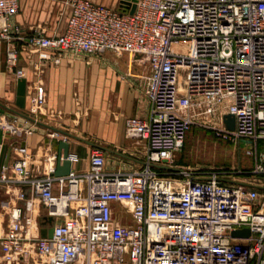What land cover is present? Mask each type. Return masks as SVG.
Returning a JSON list of instances; mask_svg holds the SVG:
<instances>
[{
  "label": "built area",
  "instance_id": "2783aa9c",
  "mask_svg": "<svg viewBox=\"0 0 264 264\" xmlns=\"http://www.w3.org/2000/svg\"><path fill=\"white\" fill-rule=\"evenodd\" d=\"M65 3L63 33L23 36L10 21L19 0H0L6 65L24 75L17 40L52 51L54 62L64 53L110 50L146 63L147 116L124 118L125 135L143 141V160L109 171L93 147L85 169L55 175L56 153L38 172L26 148L14 146L18 156L0 167L9 196L0 264H264V179L171 163L198 118L222 139L264 140V0H136L133 12L93 0ZM44 95L39 83L38 104ZM224 113L233 115L232 129ZM22 126L0 114V154ZM255 171L264 172V156ZM118 207L132 223L113 217ZM42 215L53 217L51 236L40 235ZM243 227L247 236L231 234Z\"/></svg>",
  "mask_w": 264,
  "mask_h": 264
},
{
  "label": "crops",
  "instance_id": "0c3cea01",
  "mask_svg": "<svg viewBox=\"0 0 264 264\" xmlns=\"http://www.w3.org/2000/svg\"><path fill=\"white\" fill-rule=\"evenodd\" d=\"M118 7L119 0H93ZM70 7L65 0H19L18 10L10 21L18 25L19 34L46 35L64 32ZM3 19L0 18V28ZM18 66L24 75L17 77L5 61L7 41L0 38V112L23 126L5 138L11 147L9 162L18 155L14 146L21 145L31 154L38 172H43L45 155L58 154L59 140L68 142V152L76 158L71 168L85 169L89 153L99 147L109 171L138 166L143 160V141L127 137L126 116L146 117L149 101L142 75L148 73L146 63L129 60L126 53L106 50L91 55L64 53L54 62L53 52L32 48L15 41ZM43 86L44 101H36V86ZM14 114L16 117L9 115ZM28 123V126H24ZM30 127V131H26ZM56 164V161H55ZM113 217L130 224L132 219L118 207ZM1 262V261H0Z\"/></svg>",
  "mask_w": 264,
  "mask_h": 264
},
{
  "label": "rangeland",
  "instance_id": "374dc122",
  "mask_svg": "<svg viewBox=\"0 0 264 264\" xmlns=\"http://www.w3.org/2000/svg\"><path fill=\"white\" fill-rule=\"evenodd\" d=\"M180 80H183L182 72ZM263 156L264 140L253 146L246 137H241L239 141L222 139L215 135L207 121L198 118L188 129L171 163L194 167H224L230 171V178L256 183L264 179V172L255 171L256 164L261 162ZM8 198V194L0 189V234L6 225Z\"/></svg>",
  "mask_w": 264,
  "mask_h": 264
},
{
  "label": "water",
  "instance_id": "95a60500",
  "mask_svg": "<svg viewBox=\"0 0 264 264\" xmlns=\"http://www.w3.org/2000/svg\"><path fill=\"white\" fill-rule=\"evenodd\" d=\"M136 6V0H119L118 7L117 9L120 12H133ZM5 109L4 107L0 106V112H4ZM12 117H16L14 114H10ZM19 125L22 124V117H19ZM223 121L226 125V127L232 129L234 127V117L231 113H224L223 114ZM24 126H28V123L25 124ZM2 130H0V142L2 141ZM14 144H8L6 142H2V147H1V154H0V167L2 164H6L9 159L11 147ZM59 145V152L57 154V159H56V165H55V170L54 174L55 175H64L67 174L70 171L71 168V161L67 157L68 156V142L61 139L58 142ZM250 147V145H249ZM53 217L50 215H42L41 220H40V235L41 236H51L52 231H53ZM231 234L233 236H247L249 234V230L247 227L243 228H235L231 230Z\"/></svg>",
  "mask_w": 264,
  "mask_h": 264
},
{
  "label": "trees",
  "instance_id": "16d2710c",
  "mask_svg": "<svg viewBox=\"0 0 264 264\" xmlns=\"http://www.w3.org/2000/svg\"><path fill=\"white\" fill-rule=\"evenodd\" d=\"M186 136V135H185Z\"/></svg>",
  "mask_w": 264,
  "mask_h": 264
}]
</instances>
